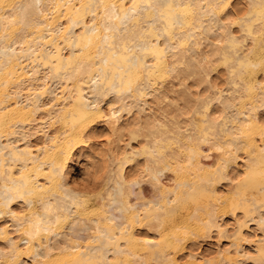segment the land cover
<instances>
[{
  "label": "bare ground",
  "instance_id": "bare-ground-1",
  "mask_svg": "<svg viewBox=\"0 0 264 264\" xmlns=\"http://www.w3.org/2000/svg\"><path fill=\"white\" fill-rule=\"evenodd\" d=\"M0 264H264V0H0Z\"/></svg>",
  "mask_w": 264,
  "mask_h": 264
},
{
  "label": "rangeland",
  "instance_id": "rangeland-1",
  "mask_svg": "<svg viewBox=\"0 0 264 264\" xmlns=\"http://www.w3.org/2000/svg\"><path fill=\"white\" fill-rule=\"evenodd\" d=\"M213 69H214L213 74H214V73L216 74V73L220 72L219 70H221V69H219L218 67H217V69H216V66H214ZM218 69H219V70H218ZM217 71H218V72H217ZM95 142H96L97 144H99V146H100L101 144H104L105 140H104L103 138H101V139H99V140H95L94 143H95ZM212 154H213V153H210V157L207 159L208 162H211V161H213V159H215L214 156H213ZM168 175H169L168 173H166L165 175H163L162 178H161L162 181L165 182V180H167ZM141 187H142L143 190H146V189L148 188L146 184H142ZM212 242H213V243H216V241H212ZM222 242H223V240L221 241V243H222ZM205 248H206V249H205ZM204 249H205V250H204ZM207 249H208V250L210 249L209 251H212V250H215V247H214V246H211V247H210V246H207V245L204 244V245H203V251L205 252V251H207ZM209 251H208V253H210ZM208 253H206V254H208Z\"/></svg>",
  "mask_w": 264,
  "mask_h": 264
}]
</instances>
